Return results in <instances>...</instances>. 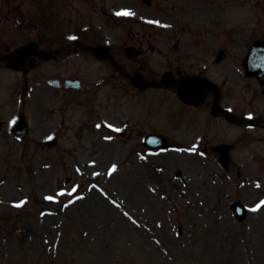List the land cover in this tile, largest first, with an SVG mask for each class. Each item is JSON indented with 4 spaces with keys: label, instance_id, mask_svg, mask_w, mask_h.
<instances>
[{
    "label": "rangeland",
    "instance_id": "1",
    "mask_svg": "<svg viewBox=\"0 0 264 264\" xmlns=\"http://www.w3.org/2000/svg\"><path fill=\"white\" fill-rule=\"evenodd\" d=\"M257 16L262 34L264 0H259ZM152 94L147 92L148 103ZM161 103L162 111L148 121L170 133L173 125L165 109L179 105L168 90ZM73 135L66 133L57 148L49 149L51 166L39 167L36 175L30 174L28 150L33 134L23 143H0V264H264L259 221L250 229L235 221L229 207L235 191L213 186L212 171L206 173L210 168L200 164L199 154L169 150L153 167L134 163L127 174L94 175L112 201L97 192L76 201L73 189L93 175L87 166L93 148ZM129 145L133 142L120 139L93 151L102 168L112 163L120 168ZM178 168L188 177L187 185L175 178ZM151 189H160L162 197ZM46 194L56 202L47 203Z\"/></svg>",
    "mask_w": 264,
    "mask_h": 264
},
{
    "label": "flooded vegetation",
    "instance_id": "2",
    "mask_svg": "<svg viewBox=\"0 0 264 264\" xmlns=\"http://www.w3.org/2000/svg\"><path fill=\"white\" fill-rule=\"evenodd\" d=\"M170 2L173 6L183 5L189 14L201 12L205 15L203 26L205 31L209 33L211 26L214 24V20L209 15L214 12L217 14V10L223 14L228 3L232 6L238 0H170ZM23 3L24 1L20 0H0V93L3 87V77L7 73L11 74L7 87L12 88V92L15 94L19 89L23 93L21 95L23 100L21 109L13 107L14 98L11 93L9 94L7 102L12 105V110L6 111L8 108L5 105L3 106L6 109L0 110V131L3 130L7 122L4 120L6 112L8 117H13L24 111L28 113L30 111L38 123L42 124L50 120L51 112L62 118H66L68 112H76L79 103H76V100L71 101L72 95L68 94V89L63 83L66 78L82 80V69L77 64V58L70 53L77 52L79 49L90 51L92 49L90 45L99 41L98 35L90 40L89 45L84 44L81 38L78 37L68 39L67 34L62 29L60 32H54L52 28L54 18H48L50 23L40 24L32 15L25 17L24 12L20 10ZM217 20L218 24L222 25L223 17L217 16ZM75 26L79 25L76 24ZM106 27L109 26L106 25ZM78 35L81 37L82 33L80 32ZM153 35V33L147 31L140 33L141 38L144 39ZM212 40H216V38ZM212 40L210 36H207L202 39V44L193 46L194 49L203 53L197 62L192 59L193 51L181 50L180 46H177L176 50L168 55L169 70L177 77L206 78L209 75V68H198L196 63L207 60L211 51L206 45ZM220 40L229 43L234 50L239 48L237 39L232 36L229 38L224 36ZM230 58L234 64L239 61L237 67L242 68L243 58L241 55L238 57V54L233 51ZM13 65H19L22 68L18 69ZM132 67L130 62H124L118 67L120 75L122 77L128 76ZM134 67L140 69L142 66L138 64ZM52 79L60 80V84L53 82ZM231 79L238 80L239 74L231 73ZM120 84V86H123L124 81ZM104 85V83L93 82L87 86L92 99L100 94ZM258 89L257 82L256 86L247 87V92L251 95L252 100L258 97ZM105 94L107 96L98 103L104 102L106 105L103 109L94 107L89 115L91 118L96 120L102 117L114 119L110 93L105 92ZM2 102L0 96V109ZM235 112L237 113H234L235 115H241L242 108H237ZM255 112L259 117L255 122L264 129V116L260 115L257 109H255ZM238 117L242 118L243 115ZM259 138V142L263 143L264 135L259 136ZM254 154L257 158L264 160V147H257ZM238 173L241 174V171H238Z\"/></svg>",
    "mask_w": 264,
    "mask_h": 264
},
{
    "label": "snow or ice",
    "instance_id": "3",
    "mask_svg": "<svg viewBox=\"0 0 264 264\" xmlns=\"http://www.w3.org/2000/svg\"><path fill=\"white\" fill-rule=\"evenodd\" d=\"M118 15H132V13L130 12H122V13H118ZM99 127V126H98ZM116 171V166H113L110 173L115 172ZM73 191H75V189H73ZM60 195H63V193H60ZM47 199L51 200L52 197H47ZM261 204H264V201L261 202ZM21 205H16V207H20ZM260 205L257 206V208H259ZM257 209H253V211H256Z\"/></svg>",
    "mask_w": 264,
    "mask_h": 264
}]
</instances>
